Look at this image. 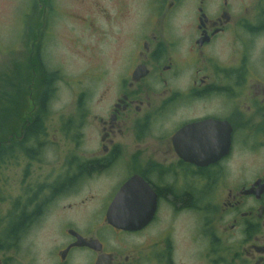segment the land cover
Instances as JSON below:
<instances>
[{
	"label": "flooded vegetation",
	"instance_id": "1",
	"mask_svg": "<svg viewBox=\"0 0 264 264\" xmlns=\"http://www.w3.org/2000/svg\"><path fill=\"white\" fill-rule=\"evenodd\" d=\"M145 4L104 109L0 121V264H264V0Z\"/></svg>",
	"mask_w": 264,
	"mask_h": 264
},
{
	"label": "rangeland",
	"instance_id": "2",
	"mask_svg": "<svg viewBox=\"0 0 264 264\" xmlns=\"http://www.w3.org/2000/svg\"><path fill=\"white\" fill-rule=\"evenodd\" d=\"M145 1L0 0V121L9 119L12 106L38 103V51L59 73L52 104L64 123L74 116L79 95L95 111L104 109L122 61L119 36L146 14Z\"/></svg>",
	"mask_w": 264,
	"mask_h": 264
},
{
	"label": "trees",
	"instance_id": "3",
	"mask_svg": "<svg viewBox=\"0 0 264 264\" xmlns=\"http://www.w3.org/2000/svg\"><path fill=\"white\" fill-rule=\"evenodd\" d=\"M34 60L40 64L39 68H40V74L42 76V87L49 89V90L53 89L54 88L53 82L57 78H59L58 71H52L49 68H47L45 64L42 63L41 54L39 53V51H38V54L35 55ZM8 84L10 85L11 83L9 82Z\"/></svg>",
	"mask_w": 264,
	"mask_h": 264
}]
</instances>
